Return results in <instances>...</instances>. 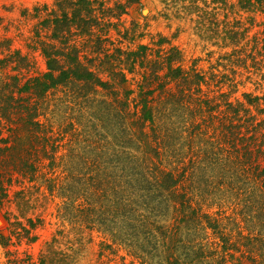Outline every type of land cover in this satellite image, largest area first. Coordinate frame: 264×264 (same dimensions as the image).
Segmentation results:
<instances>
[{
	"label": "trees",
	"instance_id": "trees-1",
	"mask_svg": "<svg viewBox=\"0 0 264 264\" xmlns=\"http://www.w3.org/2000/svg\"><path fill=\"white\" fill-rule=\"evenodd\" d=\"M73 3L74 12L44 21L52 40L72 35V28H92L90 0ZM237 5L254 10L264 8V0ZM242 31L234 29L232 38ZM253 45L264 64V31ZM53 46L39 48L46 71L23 82L26 57L9 51L0 58V121L18 111L32 126L37 111L30 100L50 90L62 91L69 103L90 104L92 141L88 130L79 129L70 143L87 142L91 150H70L68 158L77 161L64 165L65 176L47 178L49 191L61 196L60 217L78 230L102 234L109 248L123 246L133 264H264V94L214 103L200 89L203 76L183 69L174 46L153 58L144 44L102 52L107 80L82 63L76 48ZM12 63L16 73L9 75ZM136 67L143 69L141 82L137 98L129 100L130 89L116 86L128 83L126 74ZM19 148L29 152L0 145V210L10 185L6 174L14 168L26 174L7 160L19 159L30 174L40 168L23 164L27 156Z\"/></svg>",
	"mask_w": 264,
	"mask_h": 264
},
{
	"label": "rangeland",
	"instance_id": "rangeland-1",
	"mask_svg": "<svg viewBox=\"0 0 264 264\" xmlns=\"http://www.w3.org/2000/svg\"><path fill=\"white\" fill-rule=\"evenodd\" d=\"M74 1L0 0V58L9 51L26 57L21 66L22 82L46 71L39 49L42 44L49 43L60 51L76 48L82 63L105 80L108 73L101 67L102 52L133 50L144 44L152 58L159 49L162 52L176 47L183 69L203 76L200 89L214 103L242 101L243 93L264 94V64L257 62L253 48L254 37L264 31L263 6L244 10L238 7L237 0H90L94 19L88 20L92 25L89 32L72 28V35L68 32L52 40L50 25L44 21L63 11L74 12ZM237 28L243 31L232 38V31ZM13 64L6 68L9 75L16 73ZM142 71L136 67L133 73L126 74L128 83L116 86L130 89L129 100L137 98ZM119 97L122 98L121 92ZM68 101L70 98L62 91L50 90L43 98L30 100V104L36 103L37 111L32 126L22 121L18 111L9 120L0 121V138L7 139L5 144L0 139V145L10 149L22 145L29 151L23 153L19 148L27 156L22 158L23 164L40 166L35 174H30L19 159L7 160V164H17L26 174L14 168L12 174L5 176L10 185L0 210V264L134 263L123 246L109 248V242L102 243L103 235L97 231L78 230L66 223L60 217L59 192L47 188L51 173L62 175L65 164L77 161L68 158L73 157L70 150L82 147L85 154L91 150L87 142L74 146L70 143L79 129L88 130L87 139L92 141L95 119L90 114V104ZM131 106L130 103L133 110ZM53 156L56 158L52 164L57 166L51 165ZM85 161L80 160V165Z\"/></svg>",
	"mask_w": 264,
	"mask_h": 264
},
{
	"label": "bare ground",
	"instance_id": "bare-ground-1",
	"mask_svg": "<svg viewBox=\"0 0 264 264\" xmlns=\"http://www.w3.org/2000/svg\"><path fill=\"white\" fill-rule=\"evenodd\" d=\"M145 12V11H144Z\"/></svg>",
	"mask_w": 264,
	"mask_h": 264
}]
</instances>
